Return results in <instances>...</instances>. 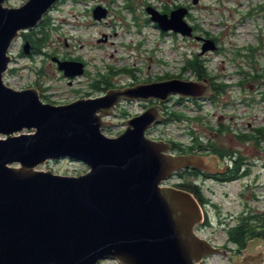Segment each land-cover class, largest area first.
Returning a JSON list of instances; mask_svg holds the SVG:
<instances>
[{"label":"water","instance_id":"obj_1","mask_svg":"<svg viewBox=\"0 0 264 264\" xmlns=\"http://www.w3.org/2000/svg\"><path fill=\"white\" fill-rule=\"evenodd\" d=\"M58 1L27 0L16 7L0 0V264H201L229 256L197 233L205 219L197 197L163 184L184 169L215 173V155L175 154L170 142L151 138L149 129L165 118L158 106L125 121L115 137L102 131L116 124L105 117L122 99H204L214 94L209 79L173 77L62 105L44 102L35 88L6 84L12 43L37 28ZM146 11L162 31L193 36L187 7ZM106 16L104 6H95V19ZM195 40L203 42L201 54L218 48L211 37ZM30 47L26 41L24 53ZM54 60L68 77L84 73L83 63ZM64 158L90 169L65 175L39 168ZM258 242L248 247L254 250ZM248 249L241 264H261Z\"/></svg>","mask_w":264,"mask_h":264},{"label":"rangeland","instance_id":"obj_2","mask_svg":"<svg viewBox=\"0 0 264 264\" xmlns=\"http://www.w3.org/2000/svg\"><path fill=\"white\" fill-rule=\"evenodd\" d=\"M26 1L6 0L5 6L17 7ZM97 5L109 11L102 20L94 19L90 11ZM179 5L190 9L186 17L190 25L197 23L218 39L222 49L209 54L204 61L207 71L204 78H212L224 89L218 94L215 92L216 98L201 103L173 97L169 115L171 111L182 112L191 121L173 120L159 124L147 133L152 138L172 140L184 146L192 143L193 133L224 148L243 146L240 135L264 127V0H198L197 3L194 0H63L45 16V22L35 28L41 52L34 57L25 56L23 35L14 40L9 50L12 62L4 74V81L15 89H26L38 79L36 71L41 70L44 75L41 84L51 89L52 99L58 102L75 100L79 94L74 90L89 91V83L101 76L113 85H125L135 77L145 80L165 75L199 81L195 79V72L183 70L186 60L201 51L196 40L173 31H162L146 11L148 6H153L159 12H166ZM54 53L59 57H80L87 63V74L78 75L79 78L70 85L47 55ZM247 55L254 56L255 62L250 63ZM141 107L142 104L136 102L124 104L122 109L134 115ZM119 114L117 109L113 117H108L116 122L114 126L102 128L109 137L125 130L121 122L124 118ZM223 128L225 130L221 132ZM190 130L193 131L190 133ZM39 168L65 175H80L90 169L84 162L70 158L51 160ZM183 182L201 186L200 193L207 202L206 207L201 205L210 224L203 228L199 225L197 233L201 237L217 243L226 242L227 227L234 224L247 208L257 216V222L261 221L264 200L241 204L237 199L236 184L218 186L210 179L203 181V178L191 175L171 177L163 184L186 189L198 198L186 184L177 186ZM259 194L264 197V189L260 188ZM211 200L215 204H211ZM258 241L253 244L254 250L264 249V236ZM231 246L233 252L229 256L214 255L201 264H241L243 253L235 251L234 244ZM99 264L120 263L102 259Z\"/></svg>","mask_w":264,"mask_h":264},{"label":"flooded vegetation","instance_id":"obj_3","mask_svg":"<svg viewBox=\"0 0 264 264\" xmlns=\"http://www.w3.org/2000/svg\"><path fill=\"white\" fill-rule=\"evenodd\" d=\"M62 1L63 0H59L54 5L53 8L57 7ZM179 6H181V5H179ZM179 6H177V7H179ZM94 8H91V10H90L93 18H94ZM166 12H170V11H166ZM108 13H109V11L107 9V16H108ZM49 14H50V12L47 15H49ZM44 19H46V17H44ZM156 25H157V23H156ZM193 28H194V34H193V36H191V38L195 39L196 35H201L204 37H211L218 44L217 49L208 51L205 54H201V51H199L195 55V57L197 56L199 59L206 61L207 58L209 57V54L215 53V52L218 53L221 51V49H222L221 45L219 44V41L216 37H213L210 34L206 33V31H204L201 26H200V29L195 28V26H193ZM105 37H106V35H105ZM105 40H106V38H105ZM26 41H30V40L25 38V42ZM196 42H197L199 48L201 49L203 42L197 41V40H196ZM30 43H31L30 52H29V54L25 53L24 55L28 56V57H34L36 54L41 52L40 47H36L35 44H33L31 41H30ZM23 53H24V51H23ZM55 54L56 53L51 54V55L47 54V55H49L51 57V60L58 67V69H59V64H58L57 60L56 61L54 60L55 58H57L61 61H76V62L83 63L84 73L81 75L83 76V75L87 74V71H88L87 63L84 60H82L80 57H66V56L59 57ZM246 59L247 60L249 59L250 63L255 62V60H254L255 57L252 55L251 56L247 55ZM61 71L63 73V76H66L68 83L70 85H72V83H74V81L77 78H79L78 75L75 77H68L64 73L63 70H61ZM124 71H128V70L124 69ZM36 72L38 75V79L35 80L32 84L28 85L27 88L37 89L41 99L47 103L62 105V104H67V103L72 102V101L58 102V101L53 100L52 98L54 95L51 94V89L46 88L45 86H43V84H41L42 80L44 78V75L42 74L43 72L41 70L36 71ZM173 77H176V76H174V75L157 76V77H150V78L145 79V80H138L135 77L131 82H129L125 85H116V84L113 85L108 80L102 79V76H101V77H98L97 79H94L93 81H91L89 83V85H88L90 88L89 91H81L78 89L74 90V92L79 94L75 100L83 99V98H97V97L104 95L107 91H109L111 89H125V88H129V87H133L137 84L151 83V82H155V81L170 79ZM195 79L199 80V81L201 80L200 78H198V76H196ZM203 79H205V78L203 77ZM185 80H187V79H185ZM213 81L214 80H212V78H211L210 79L211 89L214 90V94L211 97L204 98V99H192L191 97H181L179 95H172L169 97L168 101H165V102L158 100V99H155V98H151L148 100H146V99H134V100L122 99L114 108L115 111H114L113 115L109 116V117H113L117 113V109H118V110H120L119 115L122 118H124L121 120V122L123 125H125L124 124L125 121L143 113L149 107L158 106L160 109V114H162L165 118L162 122L156 123L150 129L156 128L157 126H159V124L169 123V121L167 122L166 120L169 118V111H168L169 103L173 99V97H177L181 101H191L193 103H201L203 100H212L213 98H216L215 92H216V94L218 93L217 92L218 84H216L215 81L214 82ZM102 83H104L105 85L102 86ZM102 90H104L103 94H102ZM96 92H99V93L96 94ZM136 102L142 104V107H141V109H139L138 113H136L134 115H129L126 110L122 109L124 107V104H127V103L133 104ZM105 119L110 120V119H108V117H105ZM187 119L191 121L190 117ZM110 121H113V120H110ZM190 121H188V122H190ZM113 122L116 123L115 121H113ZM257 129H260L262 131V133L264 131V127L263 128H261V127L256 128V130H254V131L256 132ZM191 131H193V130H190V133H191ZM193 135H195V133H193ZM197 136H198L199 144L198 145L195 144L194 138L192 136L193 141H192V143L189 144V147H187V149L192 147L191 145H194V144L196 145V147H194L191 151H189L187 153H182L179 149H177L178 147H175V145L173 144L174 141H172V140H166V141H170V143L172 144L171 151L175 154L197 153V154L215 155L217 157V166H215V168H214L215 173H209V172L203 171L201 169L195 168L199 171L197 177L203 178V181L210 179L212 182L216 183L218 186L228 185V184L229 185L236 184V187L238 186V195H237L238 197H237V199H239L241 201L240 202L241 204H251L250 202L257 203V202H261L264 200V197L260 196V194H259V189L260 188L264 189V136L263 135L255 136V137H250V136L240 137L239 139H241L243 141V146H231L229 149L224 148V147L219 146L216 143H214L216 145V148L219 149L218 152H216V153L209 151L210 141H212V140H206V139L203 140L201 136H199V135H197ZM154 139L164 140L162 138H154ZM182 146H184V144H182ZM192 169L193 168L181 170V171H187V173L184 174L185 176L182 175V176H184L183 178H185L186 176H189L190 172L195 171V170L193 171ZM178 172H176V173H178ZM176 173L174 174L173 177L179 176ZM199 187H200V192H201L202 187L201 186H199ZM197 199L199 200V202L201 201L204 204L203 207L207 206L206 199L202 196L201 193ZM209 202H211V204H215V203H213V200H211ZM246 214L248 216H250L249 219L252 222H254V224H257V226H259L261 231L264 230V214H262L263 216H261L260 222H257L258 218H257V216H255L253 214V211L250 208H247V210L242 215H246ZM242 215H240L238 217L237 221L234 224H230L227 227V231L230 227H233L237 223H239L240 217ZM204 217H205L204 223H202L200 225L201 228L207 227L210 224V221L207 220L208 217H207V214H205V211H204ZM220 223H222V222H220ZM198 227H199V225L197 226V228ZM197 228H196V231H197ZM262 236H264V234ZM262 236L261 237H255V238L248 240L246 243V246L241 249L240 253H243V255H244L245 250H247L249 248L248 250L250 252H252L256 257L263 259L261 264H264V249L259 248L257 250H253V249H251V247H248L249 243L256 242L258 239L262 238ZM206 239L209 240L215 247H219L221 249H227L229 251V255L232 254V252H233V248L231 246L232 244H234L236 246L235 251H239L238 246L229 240L228 234H227V241L224 243H217L210 238H206Z\"/></svg>","mask_w":264,"mask_h":264},{"label":"trees","instance_id":"obj_4","mask_svg":"<svg viewBox=\"0 0 264 264\" xmlns=\"http://www.w3.org/2000/svg\"><path fill=\"white\" fill-rule=\"evenodd\" d=\"M45 22V19H43L40 24H43ZM195 28H199L200 26L199 24H195L194 25ZM42 31H40L41 33ZM209 34V33H208ZM22 35L30 40L33 44H35L36 47H38L39 45V38L36 37V35H38V32L36 31V29H32L30 31H26V32H22ZM192 70L193 72H195L198 76V78L202 79L203 77H206V69H205V62L202 59H199L197 56L192 57V59H187L185 65L183 66V70ZM210 77V76H208ZM224 89V86L222 84H218L217 87V92L221 91ZM218 94V93H217ZM189 118L188 116H186L185 114H183L182 112H176V111H171L169 118L166 120L167 122L169 121H182L183 119H187ZM225 129H221V132L224 131ZM260 135H264V131L262 133V131L260 129H257L256 132H252L250 134H242L240 135V137H245V136H250V137H255V136H260ZM195 144L198 145V136L197 135H193ZM215 142L210 141V145H209V151L210 152H218L219 149L216 148V145L214 144ZM175 145V147H178L177 149H179L182 153H187L189 151H191L194 147H196V145H191L192 147L188 148L189 146H182V144L178 143V142H174L173 143ZM194 172H190L189 174L191 176L197 177L198 176V170L193 168L192 169ZM197 170V171H196ZM187 171H179L177 174L179 175V177H184ZM184 175V176H182ZM188 186V188H190L191 190H193L194 193H196L198 196L200 195V187L198 184H194L193 182H183L180 183L179 185L177 184V186H183L185 185ZM200 203L202 204V202L200 201ZM250 216L246 215H242L240 217L239 223H237L235 226L230 227L227 231L229 240L232 241L233 243H235L238 246L239 251H241L242 248H244L246 246V243L248 240L255 238V237H261L264 234V230L261 231L259 226H257V224H254V222H252L250 219Z\"/></svg>","mask_w":264,"mask_h":264}]
</instances>
